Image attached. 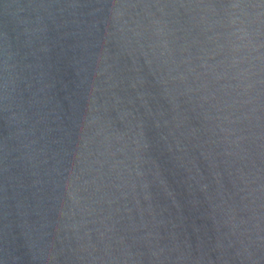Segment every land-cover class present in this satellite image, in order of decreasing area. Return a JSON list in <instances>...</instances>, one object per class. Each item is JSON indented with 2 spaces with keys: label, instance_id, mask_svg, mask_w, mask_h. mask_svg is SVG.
Segmentation results:
<instances>
[{
  "label": "water",
  "instance_id": "1",
  "mask_svg": "<svg viewBox=\"0 0 264 264\" xmlns=\"http://www.w3.org/2000/svg\"><path fill=\"white\" fill-rule=\"evenodd\" d=\"M0 264H264V0H0Z\"/></svg>",
  "mask_w": 264,
  "mask_h": 264
}]
</instances>
